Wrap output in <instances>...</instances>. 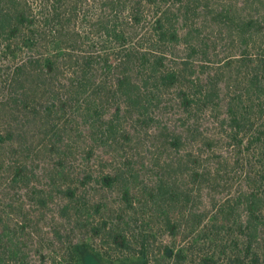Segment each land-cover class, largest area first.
<instances>
[{
    "label": "trees",
    "instance_id": "16d2710c",
    "mask_svg": "<svg viewBox=\"0 0 264 264\" xmlns=\"http://www.w3.org/2000/svg\"><path fill=\"white\" fill-rule=\"evenodd\" d=\"M248 4L0 0V180L7 183L0 184V264H28L25 228L20 231L5 210L7 195L28 192L43 208L50 203L45 195H67L59 216L66 221L78 188L67 164L92 163L93 147L117 149L110 179L149 191L167 209V227L194 198L201 202L205 190L228 187L217 212L238 229L241 249L226 264H264V50L254 38L264 0ZM203 19L234 33L245 47L236 66V73L246 68L243 92H223L233 64L214 62L218 45L202 36ZM208 112L218 114L219 140L238 150L233 164L241 174L236 182L227 179L232 185L224 184L222 165L178 154L185 139L173 121ZM204 139L210 149L217 141ZM39 177L48 182L44 190H36ZM19 203L7 207L19 208L27 223L30 214ZM189 216L200 227L209 219ZM83 250L94 251L92 244L70 242L62 264H79ZM93 253L108 262L130 259ZM138 257L148 264L145 251Z\"/></svg>",
    "mask_w": 264,
    "mask_h": 264
},
{
    "label": "rangeland",
    "instance_id": "374dc122",
    "mask_svg": "<svg viewBox=\"0 0 264 264\" xmlns=\"http://www.w3.org/2000/svg\"><path fill=\"white\" fill-rule=\"evenodd\" d=\"M210 1L213 7L218 8L225 3L234 2L240 7L244 1L251 5L255 0ZM261 9L260 14H256L258 26L254 38L264 50V7ZM248 14L246 12L240 15L247 17ZM198 23L203 25L202 36L211 38L218 45L217 57L212 58L214 62L219 60L222 61L221 65L233 64L232 69L228 68L225 71L228 79L222 86L223 92H226V88H230V92H243L248 84L244 74L246 68L241 69L243 73H236L238 70L236 66L242 65L241 54L245 47L240 45L234 33H222V29L215 25L214 20L203 19ZM213 42L211 44L214 45ZM180 50L178 56H184ZM214 115L218 114L208 112L206 115L193 117L184 115L182 117L184 121L176 119L173 121V128L182 133L185 139L184 147L178 154L189 152L192 158L205 166L206 162L214 168L222 165L225 172L224 184L227 182L232 185L227 179L233 178L236 182L241 174L240 169H236L233 164V157L237 156L238 150H229L224 141L219 140L220 131ZM194 121L199 123L196 124ZM210 135L215 139L218 135L212 149L207 148L204 139V136ZM196 136H199L198 139L193 140ZM140 146L142 148V145ZM116 151L112 152L105 147L98 149L93 147L92 163L74 160L67 164V168L72 172L71 178L78 188L76 187L74 196L76 208L66 221H61L65 219L59 216H63L62 207L71 200L67 195L53 197L45 195L50 201L45 208L41 207V203L36 204L37 196L28 192L7 195L3 204L6 205L5 210L15 223H19L20 231L23 230L22 227L25 228L22 241L28 264H62L70 242L92 244L95 252L112 259L124 260L130 257L129 261L124 263L108 262L97 257L94 251L83 250L79 264H141L138 255L143 251L148 264H226L227 260L236 259L241 249L238 242L239 231L234 224L230 226L229 222L225 223L217 212L219 206L230 196L228 187L212 192L205 190L202 201L194 198L184 216L177 218L176 213H172V216L176 217L172 219L170 227H167L168 211L154 200L149 191L140 186L124 188L119 181L114 182L115 180L110 179L115 160L118 158ZM211 155L214 160L210 162ZM86 166H92L91 173H88L90 169L87 170ZM35 182L38 186L36 190H44L42 188L48 184L42 177L37 178ZM0 184L4 188L7 185L4 180H0ZM14 201L22 202L19 204L24 206L23 212L30 214L27 223L22 219L23 213L19 208L7 207V204L11 205ZM189 212L197 215L208 214L209 219L200 227L191 222ZM210 218H214V222L210 223Z\"/></svg>",
    "mask_w": 264,
    "mask_h": 264
}]
</instances>
